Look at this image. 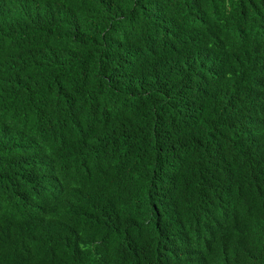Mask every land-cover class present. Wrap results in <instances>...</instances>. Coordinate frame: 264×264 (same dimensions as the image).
Here are the masks:
<instances>
[{
  "label": "trees",
  "instance_id": "1",
  "mask_svg": "<svg viewBox=\"0 0 264 264\" xmlns=\"http://www.w3.org/2000/svg\"><path fill=\"white\" fill-rule=\"evenodd\" d=\"M0 264H264V0H0Z\"/></svg>",
  "mask_w": 264,
  "mask_h": 264
},
{
  "label": "clouds",
  "instance_id": "2",
  "mask_svg": "<svg viewBox=\"0 0 264 264\" xmlns=\"http://www.w3.org/2000/svg\"><path fill=\"white\" fill-rule=\"evenodd\" d=\"M216 222H218V223H216ZM209 223H211V221H210ZM212 224H218V228H219V227H220V228H223V227L226 225V222H224L223 220H221V218H219L218 220H216V221H215L214 223H212ZM212 224H211V225H212ZM211 225H210L209 227H207L206 229L209 230V229L211 228ZM218 231H219V230H218ZM202 232L204 233V235L202 236V238L205 239L206 243H209V241L211 242L212 239H220V238L217 236V234L215 233V231L213 230V227H212V230H211V235H209V236L205 233L204 230H203ZM210 239H211V240H210Z\"/></svg>",
  "mask_w": 264,
  "mask_h": 264
},
{
  "label": "bare ground",
  "instance_id": "3",
  "mask_svg": "<svg viewBox=\"0 0 264 264\" xmlns=\"http://www.w3.org/2000/svg\"><path fill=\"white\" fill-rule=\"evenodd\" d=\"M177 172V171H176Z\"/></svg>",
  "mask_w": 264,
  "mask_h": 264
}]
</instances>
